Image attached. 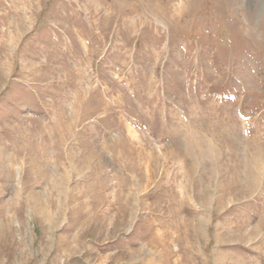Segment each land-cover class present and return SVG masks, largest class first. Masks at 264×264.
Here are the masks:
<instances>
[{"label": "rangeland", "instance_id": "obj_1", "mask_svg": "<svg viewBox=\"0 0 264 264\" xmlns=\"http://www.w3.org/2000/svg\"><path fill=\"white\" fill-rule=\"evenodd\" d=\"M0 264H264V0H0Z\"/></svg>", "mask_w": 264, "mask_h": 264}]
</instances>
